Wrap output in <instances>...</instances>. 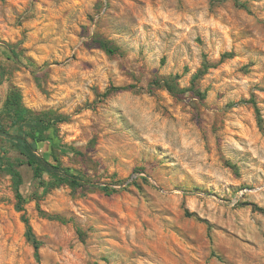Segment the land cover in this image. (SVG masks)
Returning <instances> with one entry per match:
<instances>
[{
	"label": "rangeland",
	"instance_id": "obj_1",
	"mask_svg": "<svg viewBox=\"0 0 264 264\" xmlns=\"http://www.w3.org/2000/svg\"><path fill=\"white\" fill-rule=\"evenodd\" d=\"M240 1L0 0V121L10 83L68 116L38 153L112 190L20 165L37 260L0 170V264H264V0Z\"/></svg>",
	"mask_w": 264,
	"mask_h": 264
},
{
	"label": "trees",
	"instance_id": "obj_2",
	"mask_svg": "<svg viewBox=\"0 0 264 264\" xmlns=\"http://www.w3.org/2000/svg\"><path fill=\"white\" fill-rule=\"evenodd\" d=\"M237 6L249 11L246 2L240 0H232ZM98 44L108 53L114 51L113 46L106 40H98ZM6 49L10 52V55L17 59L18 54L16 52L17 45L5 44ZM6 80L5 71L0 66V82ZM168 79L162 80L154 79L150 82V87L165 86L172 94L177 92L182 93L186 89L175 88L170 84ZM129 86H111L108 92L122 91ZM245 100H243L244 102ZM255 106L253 98L247 100ZM3 115L5 122L0 121V139L6 142L13 150H15L19 156L11 158L4 151L0 154V170L10 175L12 182V189L15 198V209L21 213L20 219L24 224V236L29 241L34 249V256L39 259V247L40 240L35 235L33 228L30 224L28 215L26 214L24 204L27 202V198L21 192V185L23 182L22 174L18 167L22 164H26L32 171L33 178L37 180L38 184L42 187V191H47L52 187V183L45 179L48 176L51 179H59L71 183L75 189H87L91 190L98 188L106 193H109L111 188L108 185H100L98 182L89 176H86L81 171L72 167L64 166L61 164L59 157H45L38 153V143L43 142L49 138V131L55 134L58 130V124L68 120V116L52 114L48 112L36 111L25 106L22 102L20 90L10 83L8 91L3 102ZM60 147H64V151H71L79 155L82 159V163L85 167L92 169L91 165H97L94 160L88 158L85 153L69 146L62 144ZM63 151V150H62ZM90 165V166H89ZM36 209L40 217H44L49 220H55L62 223L70 221V219L56 213H48L40 208L39 204H36ZM264 211V210H262ZM186 215H195L188 211ZM81 235V232H79Z\"/></svg>",
	"mask_w": 264,
	"mask_h": 264
}]
</instances>
